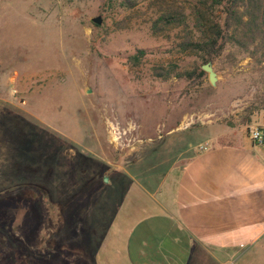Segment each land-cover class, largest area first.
<instances>
[{"label":"rangeland","instance_id":"rangeland-1","mask_svg":"<svg viewBox=\"0 0 264 264\" xmlns=\"http://www.w3.org/2000/svg\"><path fill=\"white\" fill-rule=\"evenodd\" d=\"M135 1L120 27L130 11L118 1L0 0V193H38L0 199V229L11 246L18 233L37 256L51 250L55 264H97L126 182L158 180L184 149L235 132L264 151L252 136L255 127L264 136L260 67L228 49L213 60L215 85L206 71L195 83L155 77V65L204 62L177 50L176 32L153 35L149 0ZM139 48L147 55L131 65Z\"/></svg>","mask_w":264,"mask_h":264},{"label":"crops","instance_id":"crops-1","mask_svg":"<svg viewBox=\"0 0 264 264\" xmlns=\"http://www.w3.org/2000/svg\"><path fill=\"white\" fill-rule=\"evenodd\" d=\"M233 135L184 149L154 182L127 181L96 263L262 264L264 151Z\"/></svg>","mask_w":264,"mask_h":264},{"label":"trees","instance_id":"trees-1","mask_svg":"<svg viewBox=\"0 0 264 264\" xmlns=\"http://www.w3.org/2000/svg\"><path fill=\"white\" fill-rule=\"evenodd\" d=\"M115 1L130 11L121 22L120 27H124L138 4L135 0H109ZM148 8L152 9L148 18L152 34L160 36L176 32L179 52L200 54L203 64L213 62L228 49L230 56L245 53L260 67L264 83V0H149ZM146 55L147 50L139 48L127 61L138 66ZM202 65L180 70L177 63L169 62L153 66L152 73L163 80L176 76L195 83L205 76ZM254 108L251 106L246 110L241 122L248 130ZM17 188L20 196L38 194L34 188L23 185L1 192L0 199L15 197ZM5 216L6 213L0 211V221ZM15 235L16 245L11 246L10 235L0 229V264L56 263L51 250L44 256H37L41 247L29 251L19 234Z\"/></svg>","mask_w":264,"mask_h":264},{"label":"water","instance_id":"water-1","mask_svg":"<svg viewBox=\"0 0 264 264\" xmlns=\"http://www.w3.org/2000/svg\"><path fill=\"white\" fill-rule=\"evenodd\" d=\"M96 23H101V19L99 17H96L93 19ZM202 69L206 72H208V78L212 85L216 84V81L218 79V73L216 72L213 62L209 61L202 65ZM109 178L108 176H104V181L108 182Z\"/></svg>","mask_w":264,"mask_h":264},{"label":"built area","instance_id":"built-area-1","mask_svg":"<svg viewBox=\"0 0 264 264\" xmlns=\"http://www.w3.org/2000/svg\"><path fill=\"white\" fill-rule=\"evenodd\" d=\"M252 136L256 142H258V143L264 142V136H263L260 128H256V127L253 128L252 129ZM206 145L208 146V144H206ZM226 264H236V262L234 260H231V261H228Z\"/></svg>","mask_w":264,"mask_h":264}]
</instances>
